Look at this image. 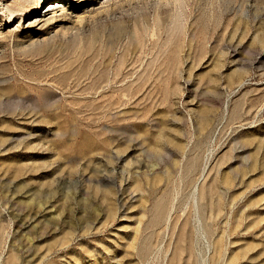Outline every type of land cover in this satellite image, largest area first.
<instances>
[{"label":"rangeland","instance_id":"374dc122","mask_svg":"<svg viewBox=\"0 0 264 264\" xmlns=\"http://www.w3.org/2000/svg\"><path fill=\"white\" fill-rule=\"evenodd\" d=\"M17 1L0 264H264V0Z\"/></svg>","mask_w":264,"mask_h":264},{"label":"bare ground","instance_id":"6f19581e","mask_svg":"<svg viewBox=\"0 0 264 264\" xmlns=\"http://www.w3.org/2000/svg\"><path fill=\"white\" fill-rule=\"evenodd\" d=\"M20 1V2H19ZM46 1H49V0H46ZM81 1V0H80ZM21 3V4H17V5H15V6H10V10L9 11H11L10 13L12 14V13H14V12H20V11H23L24 10V8L25 7H27V10H29V9H31V5L33 4V2H34V0H18L17 1V3ZM24 3V4H23ZM48 4V3H47ZM46 4V5H47ZM29 7V8H28ZM122 25H124V26H122V27H124V29H125V24H126V22H123V23H121ZM119 32H117L116 34H115V36H117L119 39H121V38H123V36H122V33L123 32H125L124 30H123V32H122V28L120 27V24H118V29H117ZM116 29H115V31H117ZM114 31V32H115ZM128 31V30H127ZM129 32V31H128ZM127 37V36H126ZM129 39V38H128ZM196 188H198V186L196 185L195 186V192H196Z\"/></svg>","mask_w":264,"mask_h":264}]
</instances>
